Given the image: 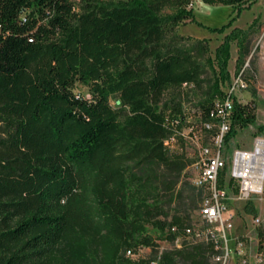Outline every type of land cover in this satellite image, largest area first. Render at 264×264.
<instances>
[{
	"label": "trees",
	"instance_id": "obj_1",
	"mask_svg": "<svg viewBox=\"0 0 264 264\" xmlns=\"http://www.w3.org/2000/svg\"><path fill=\"white\" fill-rule=\"evenodd\" d=\"M202 1L240 12L257 0ZM188 4L0 0V264H47L64 247L56 264H150L128 258L130 250L174 241L171 228L191 225L171 212L191 161L166 145L187 122L168 93L205 86L204 126L232 99L225 144L257 117L254 103L223 90L231 44L240 66L250 32L233 29L207 71L208 42L182 46L161 17L177 8L172 22L191 20ZM246 210L257 213L252 203ZM209 252L203 244L167 251L159 264H207Z\"/></svg>",
	"mask_w": 264,
	"mask_h": 264
},
{
	"label": "rangeland",
	"instance_id": "obj_2",
	"mask_svg": "<svg viewBox=\"0 0 264 264\" xmlns=\"http://www.w3.org/2000/svg\"><path fill=\"white\" fill-rule=\"evenodd\" d=\"M108 3L134 0H106ZM186 11H192V19L179 23L172 22L180 10L177 8L166 9L161 17L168 29H172L169 38L179 40L182 46H192L195 41H207L210 48V56L205 60L207 71H213L215 68L214 58L217 48L233 29L240 28L250 32L251 55L244 60L240 66L236 65L239 56V50L235 43L231 44L229 71L231 73V82L223 87L228 92L235 83L238 76L243 72V78L248 83L247 90L237 91L235 98L242 104L254 103L256 105L257 125L241 130L228 143L222 147L224 160L226 161V170L230 169L233 159V153L236 150H252L257 138H264V132H258V128L264 126V0H257L250 7L238 12L236 8L227 5H213L202 0H189ZM80 2V0H78ZM205 86H183L168 93L167 97L180 98L183 103L184 113L187 116L185 127L180 134L174 137L170 145L173 153H184L191 161L190 166L185 170L181 178V184L178 186L177 193H182L177 202L172 205V214H182L190 216L191 225H204L200 217L199 208L203 199V192L199 190L195 181L201 174V160L206 154V150L214 152L217 145L218 129L213 128L205 130V126L199 119L197 106L204 99ZM76 92L79 95L89 97L86 87L78 85ZM114 104V102H113ZM222 185H225L223 182ZM227 186V184L225 185ZM233 188L228 189L232 197V207L236 218L234 222L233 236L240 237L248 242V252L250 256L256 252L264 254V243H261L260 232L264 233V197H254L249 201H235L239 191V185L230 183ZM249 203H252L257 213L250 215L246 211ZM260 219V223H257ZM152 229V228H151ZM154 233V232H153ZM157 236V235H154ZM251 236L252 239H247ZM160 251H174L176 249L169 241H158ZM65 248V247H64ZM63 248V249H64ZM57 252L50 256L47 264H56L55 257L63 256L65 252ZM155 253L144 254L147 259H152ZM249 256V255H248ZM250 264L257 263L253 258H249ZM177 264H185L178 262Z\"/></svg>",
	"mask_w": 264,
	"mask_h": 264
},
{
	"label": "built area",
	"instance_id": "obj_3",
	"mask_svg": "<svg viewBox=\"0 0 264 264\" xmlns=\"http://www.w3.org/2000/svg\"><path fill=\"white\" fill-rule=\"evenodd\" d=\"M247 89L248 83L241 72L227 93L235 96L237 91ZM233 107L234 103L230 98L217 103L216 110L211 114L216 123L205 125L209 130L217 127L218 133L217 147L214 152L206 150L201 160V174L195 181L197 188L203 192L199 214L204 225H190L183 230L173 227L170 230L176 236L174 241H169L176 247L175 250L199 244L210 246L207 264H250V257H254L257 263L263 262L264 258L261 252L250 256L248 242L233 236L236 215L232 207L233 199L228 190L232 188L230 183L239 185L235 201L264 197V138H257L252 150H236L230 169L226 170L222 147L230 131ZM172 141L167 140L166 145L170 146ZM221 178L227 186L220 184ZM260 222V219H257V223ZM247 239L252 238L247 236ZM153 252L155 256L152 259L144 257V254ZM165 252L159 250V245L156 248L131 249L128 258L133 261L145 259L150 260V264H159Z\"/></svg>",
	"mask_w": 264,
	"mask_h": 264
},
{
	"label": "bare ground",
	"instance_id": "obj_4",
	"mask_svg": "<svg viewBox=\"0 0 264 264\" xmlns=\"http://www.w3.org/2000/svg\"><path fill=\"white\" fill-rule=\"evenodd\" d=\"M130 254V253H129Z\"/></svg>",
	"mask_w": 264,
	"mask_h": 264
}]
</instances>
